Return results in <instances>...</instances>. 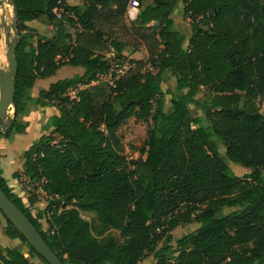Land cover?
Returning <instances> with one entry per match:
<instances>
[{
    "label": "trees",
    "instance_id": "obj_1",
    "mask_svg": "<svg viewBox=\"0 0 264 264\" xmlns=\"http://www.w3.org/2000/svg\"><path fill=\"white\" fill-rule=\"evenodd\" d=\"M8 1L17 19V71L13 118L0 139L26 133L22 118L31 106H55L59 115L53 132L21 158V176L52 201L38 210L30 196L26 205L1 169L0 189L60 261L141 264L152 253L154 264H264V116L257 104L264 97V0H181L188 39L170 19L178 0L137 1L130 25L131 0ZM38 20L52 28L51 37L32 36L26 24ZM126 47L145 49L146 60L131 61L112 87L88 86L108 71L110 57L125 60ZM63 66L84 73L33 98L34 82ZM163 74L175 79L168 112ZM80 85L88 87L71 100L68 90ZM201 89L208 106L196 99ZM192 105L205 126L191 116ZM131 119L148 126L136 160L123 155L117 135ZM219 145L228 162L251 169L244 179L232 174ZM5 221L6 236L28 253L0 247V264H47ZM192 222L195 231L173 238L174 229ZM110 230L122 242L105 239Z\"/></svg>",
    "mask_w": 264,
    "mask_h": 264
},
{
    "label": "rangeland",
    "instance_id": "obj_2",
    "mask_svg": "<svg viewBox=\"0 0 264 264\" xmlns=\"http://www.w3.org/2000/svg\"><path fill=\"white\" fill-rule=\"evenodd\" d=\"M9 1L8 0H0V25L2 18H4L5 24L8 26L10 34H9V41L13 39V34L11 32V23H12V13H8V9H11L12 7L8 5ZM135 6V5H134ZM183 9L184 5L181 0H178L177 3V8L173 14V19L175 21L176 27L178 30L184 32L186 35V38L190 35V28H189V20L185 19L183 16ZM126 24L130 25L133 21L130 18L129 12L126 14L125 18ZM46 27H40V32L37 35L44 36V37H51L53 34V30L50 26ZM2 31V41L0 43V54L4 57V60L0 64V69L6 70L7 69V61L5 58L6 53L8 52V46L5 44V31ZM33 32V30L31 31ZM71 33L74 34V30H71ZM32 34V33H31ZM34 36V34H32ZM35 42V41H34ZM146 60V55L143 59V61ZM131 62V61H130ZM67 69H61L59 73L57 74L56 78L53 77L51 80L56 81L55 79H61L60 77H65L66 78H73L75 76L82 75L83 73H78L75 74V69L72 70V72H67ZM154 73L156 71H153ZM174 87H175V79L173 77H170L169 75L163 74L161 76V89L163 93V99H164V112H168L171 107V99L172 95L168 94L169 92L174 93ZM209 94H207L204 90L201 89L199 94L197 95L196 99L202 103L204 106H208L209 102ZM260 113L264 116V97L259 98L257 101ZM45 108V107H44ZM57 108V107H56ZM58 109V108H57ZM190 112L191 116L194 118H198L200 120L201 125L205 126L206 125V120L205 116L202 112V110L198 106H190ZM56 113L55 109H47L44 110L40 106H31L29 107V116H31L30 121L33 124V129L35 133H39L41 131V134L44 135H49L53 132V130L50 128L52 126V119L51 115ZM9 116L12 117V111L9 113ZM50 120V121H49ZM148 126L147 124L136 122L135 120L131 119L127 121L125 124H123L119 130L117 131V135L119 137L120 144L122 146V153L123 155L127 158V160H136L139 158V152L142 147L145 145L146 141V132H147ZM40 138V137H39ZM37 142V141H36ZM35 143V142H34ZM218 151L223 158V160L227 163L229 169L231 170L232 174L235 175L239 179H244L248 173L251 172V169L242 167L240 165H235L231 162H228L225 158V150L222 145H219ZM17 180L20 182L19 184L22 185L23 187V198L22 200L24 203L27 205V199L30 196H40L36 194L35 190H30L27 189V185L23 183L22 181V176L17 178ZM52 201L51 198H46L42 197V209L45 208V206ZM231 210L229 209H224L222 214H228L230 213ZM36 212L33 210V214ZM82 218L87 220L88 222L92 223L94 220L93 215L89 214H82ZM44 225V221L41 222ZM5 226H6V221L2 216H0V235L5 236ZM199 227V224L192 222L186 225H182L177 227L171 232V235L173 236L174 239H178L184 235H187L193 231H195ZM105 239H113L115 242H122V239L120 237L119 232L110 230L109 232L106 233ZM17 247L24 248L22 249L25 254L28 253V248L27 245L24 244L23 242L16 240ZM1 244V242H0ZM164 243H161L158 248L162 247ZM1 247V246H0ZM3 248V247H2ZM33 262L35 264H42L38 258L33 259ZM156 262V259L154 258L152 253H148L141 264H154Z\"/></svg>",
    "mask_w": 264,
    "mask_h": 264
},
{
    "label": "crops",
    "instance_id": "obj_3",
    "mask_svg": "<svg viewBox=\"0 0 264 264\" xmlns=\"http://www.w3.org/2000/svg\"><path fill=\"white\" fill-rule=\"evenodd\" d=\"M137 1H139V0H137ZM151 2H152V0H141L142 6H146L148 4H151ZM69 3L72 6L80 4L79 1H77V0H69ZM176 8H177V5H176L173 13L175 12ZM173 15H175V14H172L170 16V19H172V21L174 22V25L176 26L175 21L173 19ZM26 26H28L31 30H33L32 34H34V36L36 35L35 32H37V34L40 32V27L48 28L47 27L48 25L41 20L29 22L26 24ZM190 35H191V32H190ZM190 35L188 36V38L190 37ZM34 41L35 42H33V45L35 46V44H36L35 38H34ZM145 55L147 58V53H146L145 49H143V48H141L139 51H134L133 48L126 47L122 53V56L125 58V60H127L129 62L130 61H141L144 59ZM61 69H67L66 70L67 72H70V71L72 72V70L75 69V74L84 73L83 69H81V68L63 66L60 69H58L52 77L47 78V79L36 80L34 82L32 89H31V96L33 98H37L38 94L41 91L47 90L51 84H53L59 80H64L65 77H60L61 79H58V80L55 79L56 80L55 82L51 80L53 77L56 78L57 74L59 73V71ZM66 79H69V78H66ZM43 109L44 110H47V109H49V110L55 109L56 110V113H54L50 116L51 119L59 115V111L55 106L45 107ZM22 119H23V121L28 123V127H27L26 133L24 135H15L9 140L0 139V169L2 171L1 177L5 180L7 186L13 190V193L16 194L18 197H20L21 199L23 198V196H22L23 187H22V185L19 184L20 182L17 180V178L13 177V174L18 173L21 176V173H22V171H21V167H22L21 158H22L24 152L27 151L28 148L34 142L38 141L44 135V134H41V131H39V133L34 132L33 124L30 121L31 116H29V112ZM50 126H52V124ZM50 128L53 130V127H50ZM36 198H39V197H36ZM27 201H28V199H27ZM42 204L43 203L41 201H39V199H37V202L34 204V208L40 210V209H42ZM5 236H6V234H5ZM0 242H1L0 246L3 248H12V247L13 248H20V247L16 246V244H17L16 240L9 239L7 236L4 237V236L0 235ZM20 249L22 250L24 248H20Z\"/></svg>",
    "mask_w": 264,
    "mask_h": 264
},
{
    "label": "water",
    "instance_id": "obj_4",
    "mask_svg": "<svg viewBox=\"0 0 264 264\" xmlns=\"http://www.w3.org/2000/svg\"><path fill=\"white\" fill-rule=\"evenodd\" d=\"M12 7V23L11 32L13 39L9 41V28L2 18L0 25V43L2 41V32L5 31V44L8 46V52L5 55L7 61V69H0V133L7 128L9 120L13 118V100L15 95L14 80L17 71V61L15 58V50L18 44V32L16 28V16ZM12 111V117L9 113ZM0 213L12 224L17 232L24 238L27 244L35 251V253L47 264H63L60 259L52 252L49 246L42 239L41 235L26 218V216L7 198L0 189Z\"/></svg>",
    "mask_w": 264,
    "mask_h": 264
},
{
    "label": "built area",
    "instance_id": "obj_5",
    "mask_svg": "<svg viewBox=\"0 0 264 264\" xmlns=\"http://www.w3.org/2000/svg\"><path fill=\"white\" fill-rule=\"evenodd\" d=\"M137 0H131L127 9V12H129L130 18L132 21H134L137 17V14L139 12L137 6H136ZM135 5V6H134ZM54 14L56 15V17L59 19L60 18V11H57L56 9L53 10ZM131 64L129 61L124 60V59H114L113 57H110V63H109V69L106 73H102V74H98L95 78L94 81H92L90 83V85L88 86H94L96 84H106L110 87L114 86V83L117 79H119L121 76H123L130 68H131ZM88 86H84V85H80L78 86L76 89H70L67 92V96L71 99V100H76V95L77 93L88 87ZM22 181L23 183H25L27 185V189L30 190H35L37 196L39 198V201H42V197H46L51 198L50 196H48L46 193H44L41 189L36 188V186H33L32 184H30L29 180L22 176Z\"/></svg>",
    "mask_w": 264,
    "mask_h": 264
},
{
    "label": "bare ground",
    "instance_id": "obj_6",
    "mask_svg": "<svg viewBox=\"0 0 264 264\" xmlns=\"http://www.w3.org/2000/svg\"><path fill=\"white\" fill-rule=\"evenodd\" d=\"M8 13H12L11 9H8ZM3 60H4V57L0 54V64L2 63Z\"/></svg>",
    "mask_w": 264,
    "mask_h": 264
}]
</instances>
